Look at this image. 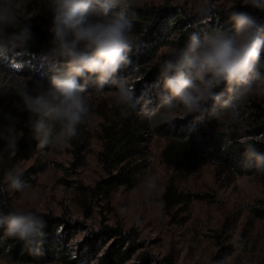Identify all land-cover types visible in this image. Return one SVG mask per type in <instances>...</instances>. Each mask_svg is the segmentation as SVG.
Wrapping results in <instances>:
<instances>
[{"label":"clouds","instance_id":"1","mask_svg":"<svg viewBox=\"0 0 264 264\" xmlns=\"http://www.w3.org/2000/svg\"><path fill=\"white\" fill-rule=\"evenodd\" d=\"M242 7L264 15V0H241L239 7L226 13L227 27H216L203 37L191 31L184 45L172 49L159 64L160 103L156 109H148L151 98H138L129 78L119 76L132 65L131 53L140 39L134 32L136 0H50L49 71L38 79L25 78L17 74L24 64L11 60L14 78L10 86L0 88V96L16 97L13 107L27 113L25 123L38 149H62L78 137L80 127L90 118L89 82L97 92L114 86V103L122 109L143 103L152 130L161 123L173 125L176 119H199L211 112L218 123L222 149L231 147L232 137L238 136L237 142L244 145L243 166L264 172V152L256 147L260 137L245 135L238 127L249 97L264 94V18L240 10ZM214 11L212 0H202L191 26L207 23ZM33 17L20 0H0V58L35 43ZM3 119L7 123L0 125V140L4 141L0 151L15 153L23 137L17 128L20 121L11 112ZM159 186L157 174L145 173L137 189L148 203L155 202L162 210L165 202L157 200ZM8 191L20 193L32 204L40 199L16 168L4 172L0 193ZM119 211L129 213L127 208ZM45 224L44 216L32 208L0 210L5 235L20 241L33 255L42 254Z\"/></svg>","mask_w":264,"mask_h":264},{"label":"trees","instance_id":"2","mask_svg":"<svg viewBox=\"0 0 264 264\" xmlns=\"http://www.w3.org/2000/svg\"><path fill=\"white\" fill-rule=\"evenodd\" d=\"M197 1V0H186ZM241 0L231 5H214L215 11L207 23L199 27H192L196 17L190 7L185 4H146L137 5L138 19L135 21L134 32L139 36V43L131 53L132 65L122 70L121 77H128L135 88L138 98L150 97L152 103L148 109H156L160 103L161 89L157 87L159 64L171 51L160 54L162 48L171 46L173 49L182 47L191 31H196L201 37L210 33L214 28L227 27L226 13L234 7H239ZM242 11L253 15L258 11L242 7ZM50 22L44 30L33 29L37 39L27 50L10 52L8 58H0V66L10 68L11 60H18L24 64L22 74H33L40 71L45 62L48 41L51 39L47 31ZM264 59V58H262ZM52 63V62H51ZM63 64V61L59 62ZM83 83V80L80 81ZM222 91L223 88L218 89ZM88 96L97 93L95 85H87ZM115 92L114 86L109 85L100 92ZM16 97L12 94L0 96V125L6 124L3 119L5 113L11 112L18 117L20 123L17 128L23 131V137L18 143L15 153L0 151V184L3 183L4 172L9 168H18L21 162L29 160L36 154L50 151L54 148L38 149L33 139L32 131L26 125V112H17L13 107ZM90 114L97 113L103 118L101 129L97 136L102 143L99 159L105 175L95 184L81 185L83 202L89 206L93 203L107 201L119 187L134 188L139 179L145 174L148 166V145L154 136L164 138L166 144L162 151L164 162L178 171L192 172L204 163L218 167L219 172H228L237 176H252L264 183V172L255 168H245L244 145L238 143V136L232 137L233 143L227 150L222 149L221 139L217 136L218 123L211 112L202 118L176 119L173 125L161 123L154 130L149 128L144 114L143 103L138 108L122 109L113 102L111 105L100 103L94 105L90 101ZM211 108V105H209ZM244 119L238 127L245 135L260 137L256 144L259 151L264 152V100L256 94L249 97L243 110ZM93 132L89 122L80 127L78 137L69 142L73 154V166L85 164L87 154L92 148ZM4 141L0 140V150ZM45 164H33L24 170L22 179L32 186L37 175L46 170ZM164 208L170 210L176 206L189 205L195 200L216 202L212 193L203 191H185L174 183H169L162 196ZM18 210L13 203L10 191L0 193V210L7 213ZM35 210V209H34ZM44 216L46 221L43 229L42 254H30L23 244L15 239L8 238L3 228H0V259L7 264H175L171 255L159 258L156 253L140 239L139 231L135 227L125 228L120 222L103 224L97 230H88L83 239L72 243L74 225L63 214H54L35 210ZM254 218L264 220V199L257 198L250 207ZM243 246L242 239H237L226 245L223 250L227 255L235 253Z\"/></svg>","mask_w":264,"mask_h":264},{"label":"rangeland","instance_id":"3","mask_svg":"<svg viewBox=\"0 0 264 264\" xmlns=\"http://www.w3.org/2000/svg\"><path fill=\"white\" fill-rule=\"evenodd\" d=\"M236 0H212L214 5H231ZM33 14V29L44 30L51 19L50 0H20ZM202 2L186 0H136L137 5L185 4L195 11ZM261 14V13H259ZM171 46L162 48L160 54L172 51ZM17 63H21L15 60ZM51 61L33 74L17 73L22 77L40 78L49 71ZM14 69L0 66V88L11 85ZM264 100V94H256ZM88 101L98 105L114 102V92H97L88 96ZM103 118L91 113L89 127L93 132L92 148L82 166H73V154L69 143L62 149H52L36 154L21 162L17 170L33 164H45L46 170L37 175L32 188L40 194L39 202L32 204L20 193L10 191L18 210L32 208L39 211L63 214L74 225L72 243L81 241L88 230H97L103 224L120 222L125 228L135 227L140 239L159 258L171 255L175 264H264V220L254 218L250 207L257 198L264 199V183L252 176H237L219 172L218 167L204 163L196 171H178L163 160L164 138L154 136L148 145L149 166L145 173L159 176L157 200L162 199L169 183L179 189L203 191L215 195L216 202L195 200L189 205L162 210L155 202L148 203L137 186L119 187L109 201L87 206L81 195V185L89 186L105 175L99 159L102 143L97 136ZM163 200V199H162ZM127 208L122 214L119 209ZM243 246L231 255L223 248L237 239ZM0 264H7L0 259ZM48 264H61L51 262Z\"/></svg>","mask_w":264,"mask_h":264}]
</instances>
